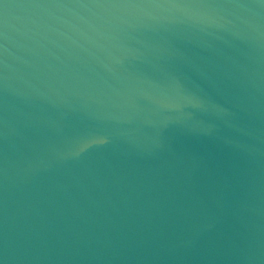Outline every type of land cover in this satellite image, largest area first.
<instances>
[{
    "label": "water",
    "instance_id": "1",
    "mask_svg": "<svg viewBox=\"0 0 264 264\" xmlns=\"http://www.w3.org/2000/svg\"><path fill=\"white\" fill-rule=\"evenodd\" d=\"M0 264H264V0H0Z\"/></svg>",
    "mask_w": 264,
    "mask_h": 264
}]
</instances>
